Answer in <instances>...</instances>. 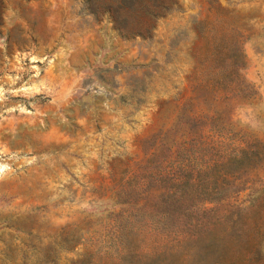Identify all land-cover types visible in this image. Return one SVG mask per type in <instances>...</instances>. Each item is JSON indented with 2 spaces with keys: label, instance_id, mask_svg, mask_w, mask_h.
<instances>
[{
  "label": "rangeland",
  "instance_id": "1",
  "mask_svg": "<svg viewBox=\"0 0 264 264\" xmlns=\"http://www.w3.org/2000/svg\"><path fill=\"white\" fill-rule=\"evenodd\" d=\"M151 261L264 264V0H0V264Z\"/></svg>",
  "mask_w": 264,
  "mask_h": 264
},
{
  "label": "trees",
  "instance_id": "2",
  "mask_svg": "<svg viewBox=\"0 0 264 264\" xmlns=\"http://www.w3.org/2000/svg\"><path fill=\"white\" fill-rule=\"evenodd\" d=\"M123 10L129 12V11H132L133 9H123ZM238 48H239V46L237 47V45H236L235 47H232V50L230 51L231 54H232V58L231 59L233 60L232 70H234V72H237V71L241 70V64H242L241 59H240V62H238V63L236 62V59H239V57H240ZM174 182H175L174 185H175V188H176V190L174 192V194L176 195L175 202H177L182 197V196L178 197L179 192L181 194H184V191H185V190L182 189V187L180 188V186L185 184L184 177H181L179 179H175V181H173V183ZM179 189H182V190H179ZM150 264H154V261H151Z\"/></svg>",
  "mask_w": 264,
  "mask_h": 264
}]
</instances>
